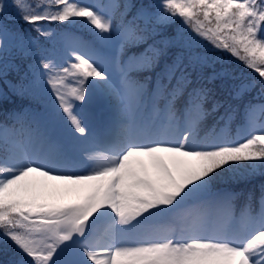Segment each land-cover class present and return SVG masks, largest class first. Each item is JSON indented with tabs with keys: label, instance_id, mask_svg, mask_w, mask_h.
<instances>
[{
	"label": "snow or ice",
	"instance_id": "1",
	"mask_svg": "<svg viewBox=\"0 0 264 264\" xmlns=\"http://www.w3.org/2000/svg\"><path fill=\"white\" fill-rule=\"evenodd\" d=\"M0 264H264V0H0Z\"/></svg>",
	"mask_w": 264,
	"mask_h": 264
}]
</instances>
